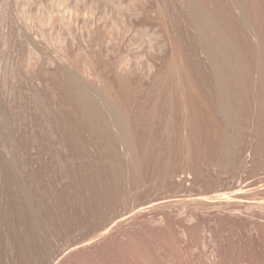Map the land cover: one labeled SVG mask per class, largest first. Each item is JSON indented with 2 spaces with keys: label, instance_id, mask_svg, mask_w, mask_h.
Here are the masks:
<instances>
[{
  "label": "rangeland",
  "instance_id": "1",
  "mask_svg": "<svg viewBox=\"0 0 264 264\" xmlns=\"http://www.w3.org/2000/svg\"><path fill=\"white\" fill-rule=\"evenodd\" d=\"M198 1L229 6L236 60H262L261 83L264 0ZM186 3L0 0V264H264V85H228L234 113L217 112L218 39ZM45 65L113 81L117 115H29Z\"/></svg>",
  "mask_w": 264,
  "mask_h": 264
},
{
  "label": "bare ground",
  "instance_id": "2",
  "mask_svg": "<svg viewBox=\"0 0 264 264\" xmlns=\"http://www.w3.org/2000/svg\"><path fill=\"white\" fill-rule=\"evenodd\" d=\"M206 2V0H203L202 1V3L203 2ZM219 1V0H218ZM221 1H223V0H221ZM228 0H226V2H227ZM251 1V0H250ZM185 2V1H184ZM186 2L187 3H189V4H187V5H190V14H189V12H188V14L189 15H192V16H190V17H192L196 22H194V20L193 21H191V22H193L191 25H193L192 27L193 28H195L194 30L196 31V29H197V31H200L201 33H202V30L205 28V30L207 29L208 31H209V34H210V30L212 31L211 33H216V36H217V38H216V36H215V34L214 35H211L212 37H209V38H216V39H218L217 40V43H216V40L214 41V43L216 44V45H210L211 47H209V46H207L208 48V50L206 51V53L208 54L209 53V57H207L208 59L209 58H211V56L215 59V57L218 59V67L216 66V70H217V84L219 85H221V86H219V91H218V93H220L219 95H220V97H222L223 98V100L222 101H220V99H222V98H220L219 97V103L217 104L218 105V108H216V110H217V112H220V113H218V114H220V115H224V116H226V115H233V113H234V110H232L233 108H230V106H231V104H230V106H227L225 103H226V101L224 100V99H226L225 97H226V95L228 94V88H229V86L228 85H232L231 86V89L232 90H235L237 93H239L240 92V90H241V88H242V84H243V86H255V82H257V81H255V75L256 74H254L253 72L256 70V69H258V67H259V62L257 61L256 63H255V65H254V67L253 66H251V64L249 65V66H247L246 64H244L243 63V61H241V60H239L240 59V57H239V59H237L236 60V56H235V52H237V51H235L236 50V47H234V45H235V43H234V36L235 35H233L234 33H232L231 32V30L229 31V29H228V27H227V22H226V24H225V21L224 20H226V19H224V14L227 12V10L229 9V6L228 5H226V6H228V7H226L225 6V9L224 10H226V12L224 13V12H221V13H218L217 11H219L220 12V7H222V6H224V4H227L225 1H224V3H223V5H222V2H221V6L219 7L218 6V4H217V6H215V4L213 3V2H215V0H213V7L215 8V7H219L218 9L219 10H216V11H213V9H212V11L213 12H217L219 15H215V14H212L211 12L210 13H208L209 11H208V9L205 11V9H203L204 8V4H202L201 6H200V3H201V1H198V0H186ZM200 2V3H199ZM232 2V1H231ZM209 3V2H208ZM216 3V2H215ZM229 3V2H228ZM236 3V2H235ZM237 3H239V2H237ZM236 3V4H237ZM205 4H207V3H205ZM242 4V3H241ZM245 4V3H244ZM251 4V3H250ZM229 5H231V4H229ZM239 5V4H238ZM206 6V5H205ZM208 6V5H207ZM232 6H233V4H232ZM252 6V5H251ZM188 7V9H189V6H187ZM203 7V8H202ZM210 7H212L211 6V3H210ZM241 7V6H240ZM255 7H257L256 5H255ZM227 8V9H226ZM250 8V7H249ZM259 8H261V7H259ZM187 9V10H188ZM210 9V8H209ZM215 9H217V8H215ZM214 9V10H215ZM249 10V9H248ZM258 10V9H257ZM208 11V12H207ZM221 11H223V10H221ZM230 9L228 10V14L230 13ZM236 11V10H235ZM251 11H252V9H251ZM245 12V11H244ZM252 13V12H251ZM240 14V13H239ZM263 14V13H262ZM261 14V15H262ZM186 15V14H185ZM243 15V14H242ZM241 14H240V16H239V18L242 16ZM255 15V14H254ZM187 16V15H186ZM230 16V15H229ZM231 16L233 17V11H232V14H231ZM230 16V17H231ZM236 16V15H235ZM260 16V15H259ZM215 17H217V18H215ZM226 17H228V16H226ZM247 17V16H246ZM245 17V18H246ZM251 17V16H250ZM250 17H247V19L248 18H250ZM262 17V16H261ZM234 18V17H233ZM236 18V17H235ZM234 18V19H235ZM237 18H238V16H237ZM243 19H244V16L242 17ZM190 19V18H189ZM228 19H229V17H228ZM228 19H227V21H228ZM232 19V18H231ZM231 19H229V20H231ZM233 19V21H235ZM250 19H252V18H250ZM260 19V18H259ZM191 20V19H190ZM253 20H254V18H253ZM236 21H238L239 22V20H236ZM252 21V20H251ZM258 20H256V22H257ZM189 22V21H188ZM190 22V23H191ZM230 22V21H229ZM231 22H232V20H231ZM230 22V23H231ZM243 22H244V20H243ZM247 22V21H246ZM255 22V23H256ZM262 22V21H261ZM194 23H196V25H195V27H194ZM249 23V22H248ZM253 23V22H252ZM254 23V24H255ZM233 24V23H232ZM263 24V23H262ZM190 25V24H189ZM190 25V26H191ZM204 26V27H203ZM229 26V25H228ZM235 26V25H234ZM241 26V25H240ZM247 26H249V24L247 25ZM243 28V27H242ZM257 28H259V27H257ZM245 29V28H244ZM260 29V28H259ZM193 30V31H194ZM238 30V29H237ZM249 30V29H248ZM251 30V29H250ZM239 31V30H238ZM257 31V30H256ZM244 32V31H243ZM251 32V31H250ZM261 32V31H260ZM197 33V32H196ZM244 33H246V32H244ZM256 33V32H255ZM264 33V32H263ZM206 34H207V32L205 33V35H204V33L203 34H200V33H198V35H201V36H204V38H205V36H206ZM236 34V33H235ZM238 34V33H237ZM236 34V35H237ZM243 34V33H242ZM262 34V33H261ZM256 35V34H255ZM213 36H215V37H213ZM257 36V35H256ZM259 36V35H258ZM207 37V36H206ZM259 37H261V36H259ZM204 38H201V40L203 39L204 40ZM208 38V37H207ZM207 38L205 39V43L207 42ZM244 39V38H243ZM199 40H200V37H199ZM210 40V39H209ZM208 40V42L210 43V41ZM236 40V39H235ZM242 40V39H241ZM252 40V39H251ZM243 41V40H242ZM202 42V41H201ZM239 42V41H238ZM246 42H250V41H248V40H246L244 43H246ZM252 42H253V40H252ZM209 43H207V44H209ZM211 43H213V40H211ZM213 43V44H214ZM241 43V42H240ZM243 43V42H242ZM243 43V44H244ZM256 43V42H255ZM264 43V42H263ZM234 44V45H233ZM237 44V43H236ZM248 44V43H247ZM251 44V43H250ZM246 45V44H245ZM252 45V44H251ZM251 45H248V47H247V50L249 51V52H247V53H250L251 55H253L254 56V53L256 54L257 53V51L259 50V46L256 48V46H254V47H252ZM258 45H261V44H258ZM206 46V45H205ZM245 47V46H244ZM260 48H261V46H260ZM263 48V47H262ZM205 49V48H204ZM209 51V52H208ZM243 51V50H242ZM263 51H264V49H263ZM254 52V53H253ZM239 53V52H238ZM253 53V54H252ZM261 53H262V49H261ZM206 54V55H207ZM258 54H260L259 52L257 53V55ZM225 55H226V57H225ZM244 55H245V53H244ZM248 55V54H247ZM250 55V56H251ZM215 56V57H214ZM218 56V57H217ZM249 56V55H248ZM252 56V57H253ZM256 56V55H255ZM254 56V57H255ZM262 55H260V57H261ZM223 57H225V58H223ZM237 57V58H238ZM256 59H258L259 58V56H258V58L257 57H255ZM216 59V60H217ZM211 60H212V58H211ZM216 60L214 61V60H212L213 61V64H215V63H217L216 62ZM259 60V59H258ZM261 60V59H260ZM253 62H254V59L252 60ZM251 61V62H252ZM215 62V63H214ZM261 64H262V60H261V62H260ZM212 64V65H213ZM254 64V63H253ZM211 65V66H212ZM217 65V64H216ZM213 66H215V65H213ZM254 69H253V68ZM260 68V67H259ZM261 69H263L264 70V68L263 67H261ZM241 70L243 71V74L241 73ZM254 70V71H253ZM260 70V69H259ZM263 70H260V71H263ZM245 71H246V73H245ZM36 76L38 77V79H39V85L40 86H42L43 87V89H42V91H39V94H43L44 95V99L42 100V102H41V104H40V102H36L37 100H35L34 98L38 95V94H35L34 95V97L33 98H31V99H33V100H35V102L34 101H32L34 104H32V102H31V104H32V106H30L29 105V107L27 106V103H26V107L25 108H30L31 109V111L30 110H24V108H23V110L24 111H28L30 114L29 115H61L62 116V119H64L63 118V115L65 116V115H68V108H69V106L68 105H71L72 106V108H73V110L75 111L74 112V115H84V117H86L87 115H89L88 117H90V115H106V113H110L111 115H117V114H115V113H113V111H112V108H111V102H113V96L112 95H114V94H111V93H113L112 92V90L114 91V87H112L113 85L112 84H110V83H112L111 81H109L110 83H108V85L105 83V87H106V85H107V87H106V89L104 88V87H102V88H100V89H98V86L99 85H94V82H90V80L89 81H83L82 82V80H80V81H78V78L76 77V74H77V71L75 70V69H72V67H70V66H63V67H59L58 68V66H57V68H56V70H54L53 71V69H51V68H49L48 66H42L39 70H36ZM189 72V71H188ZM226 72H227V76H229V79H227L228 77H226V79H223V76L225 75L226 76ZM259 73V71H257L256 70V73ZM261 73V72H260ZM263 73H264V71H263ZM244 75V76H243ZM254 75V76H253ZM263 76H264V74H262ZM262 75L259 77V78H261L262 77ZM3 76V69H2V64H1V61H0V79L1 78H3L2 77ZM243 76V77H242ZM76 77V78H75ZM102 77V76H101ZM107 77H109V76H107ZM105 78V79H107V80H102V78L101 79H99V80H102V81H104V82H108V78ZM189 77V76H188ZM191 77V76H190ZM257 77H258V75H257ZM111 77H109V79H110ZM113 78V77H112ZM225 78V77H224ZM262 78H264V77H262ZM104 79V78H103ZM191 79V78H190ZM214 79V78H213ZM258 79V78H257ZM256 79V80H257ZM37 80V79H36ZM92 80V79H91ZM111 80H113V79H111ZM93 81V80H92ZM102 81H100V82H102ZM258 81H259V79H258ZM103 82V83H104ZM212 82H213V80H212ZM216 82V81H215ZM226 82H228L227 83V86L225 85V83ZM259 82H261V83H263L262 85H264V79L261 81H259ZM114 83V82H113ZM211 83V82H210ZM258 83V82H257ZM257 83H256V85H257ZM261 83H258V84H261ZM211 85H212V83H211ZM103 86V85H102ZM115 86V85H114ZM252 86H251V88H252ZM41 87V88H42ZM263 87V86H262ZM162 88V87H161ZM165 88V87H164ZM168 88V87H167ZM52 89H55V91L57 92L56 94H57V100L55 99L56 98V96H54L55 98V100H56V103L54 102L55 100L52 98V97H50V95H49V93L52 91ZM103 89V90H102ZM170 89V88H169ZM218 89V88H217ZM28 90V89H27ZM26 90V91H27ZM124 90V89H123ZM168 90V89H167ZM264 90V89H263ZM34 91V90H33ZM163 91H165V89H163ZM162 91V92H163ZM40 92H42V93H40ZM161 92V91H160ZM168 92V91H167ZM217 92V91H216ZM235 92V94H237ZM0 93H2V92H0ZM37 93V92H36ZM53 93V92H52ZM157 93H159V92H157ZM171 93L173 94V91H171ZM217 93V94H218ZM32 94H33V92H32ZM31 94V95H32ZM165 94H167V93H165ZM24 95H26V93L24 94ZM28 95V94H27ZM26 95V96H27ZM55 95V94H54ZM158 95H161V94H158ZM0 96H2V94L0 95ZM18 96V95H17ZM33 96V95H32ZM31 96V97H32ZM42 96V95H41ZM165 96V95H164ZM173 96V95H172ZM20 97V96H19ZM22 97V96H21ZM20 97V98H21ZM168 97H170V96H168ZM167 97V99H169ZM2 98H3V96H2ZM5 98V97H4ZM16 98V97H15ZM28 98V97H27ZM164 98V97H163ZM1 99V98H0ZM36 99H37V97H36ZM106 99V100H105ZM9 100V99H8ZM15 100V99H14ZM21 100V99H20ZM40 100V99H39ZM54 100V101H53ZM162 100H164V99H162ZM22 101V100H21ZM24 101V100H23ZM22 101V102H23ZM29 101V100H28ZM107 101V102H106ZM156 101V100H155ZM158 102H160L161 103V101H159V99L157 100ZM169 101V100H168ZM208 101V100H207ZM211 101H213V100H211ZM13 102V101H12ZM18 102V101H17ZM26 102V101H25ZM24 102V103H25ZM150 102V101H149ZM167 102V101H166ZM171 102V101H170ZM173 102V101H172ZM29 104H30V102H28ZM155 103V102H154ZM164 103V102H163ZM209 103V102H208ZM15 104V103H14ZM18 104V103H17ZM149 104H151V102L149 103ZM156 104V103H155ZM164 104H166L165 105V107H163V105ZM163 105H160V108L162 109V107L163 108H166V115H171V112H172V110H173V106L171 107V105H170V103H164ZM190 104V103H189ZM214 104V103H213ZM227 104H229V103H227ZM16 105V104H15ZM159 105V104H158ZM193 105V104H192ZM208 105V104H207ZM215 105H216V103H215ZM9 102H7V101H5L4 99H2V101L0 100V109H1V112H3V113H8V112H10L9 111ZM17 106H19V104L17 105ZM22 106V105H21ZM155 106V105H154ZM162 106V107H161ZM191 106V105H190ZM210 106V105H209ZM13 107V106H12ZM68 107V108H67ZM212 107V106H211ZM210 107V108H211ZM217 107V106H216ZM15 108V107H14ZM151 108H153V105H152V107ZM160 108H158L159 109V111H160ZM171 108H172V110H171ZM188 108V107H187ZM191 108V107H190ZM207 108V107H206ZM210 108H209V112H207V113H210L211 114V112H212V109H211V112H210ZM213 108H214V105H213ZM155 109V110H154ZM189 109V108H188ZM215 109V108H214ZM152 110V109H151ZM153 110L154 111H156L157 110V108H156V106L153 108ZM152 110V112H153V114L155 113L154 111ZM193 110V109H192ZM208 110V109H207ZM206 110V111H207ZM187 111H189V110H187ZM190 111H191V109H190ZM12 112H13V110H12ZM161 112V111H160ZM175 112L177 113V111H176V109H175ZM195 112V111H194ZM24 113V112H23ZM72 114H73V112H71ZM165 113V112H164ZM215 113V112H214ZM1 114V113H0ZM4 114V115H5ZM9 114V113H8ZM12 114V113H11ZM11 114H9V115H11ZM26 114V113H25ZM158 114V113H157ZM161 115L163 114V113H160ZM173 114V113H172ZM178 114V113H177ZM189 114V113H188ZM191 114V113H190ZM210 114H208V115H210ZM212 114H213V112H212ZM1 115H3V114H1ZM70 115V114H69ZM86 115V116H85ZM127 115V114H126ZM193 115H195L194 113H193ZM213 115H215V114H213ZM32 117H34V116H32ZM54 117V116H53ZM87 117V118H88ZM92 117V116H91ZM36 118V117H35ZM41 118H44V117H41ZM55 118V117H54ZM93 119H96L95 117H92ZM98 118V117H97ZM83 119H85V118H83ZM89 119V118H88ZM93 119H91L92 121H93ZM44 120H45V118H44ZM44 120H43V123H44ZM47 120H48V118H47ZM65 121H66V119H64ZM116 120V119H115ZM61 121V120H60ZM64 121V122H65ZM91 121V122H92ZM118 121V120H117ZM46 122H48V121H46ZM63 122V123H64ZM89 122L90 121H88V124H89ZM116 122V121H115ZM120 122V121H119ZM66 123V122H65ZM117 123V122H116ZM62 124V123H61ZM95 124V123H94ZM120 124V123H119ZM30 125V124H29ZM48 125V124H47ZM52 125V124H51ZM66 125V124H65ZM89 125H91V124H89ZM116 125V124H115ZM122 125V124H121ZM33 126V125H32ZM49 126V125H48ZM67 126V125H66ZM118 125H116L115 127H117ZM52 128H53V126H51ZM61 127H63V126H61ZM119 127V126H118ZM34 128V127H33ZM59 128V127H58ZM64 128H65V126H64ZM68 128V127H67ZM121 128V127H120ZM29 129V128H28ZM48 129V128H47ZM118 129V128H117ZM64 130V129H63ZM66 130V129H65ZM119 130V129H118ZM121 130V129H120ZM29 131V130H28ZM62 133V132H61ZM67 133V132H66ZM34 134V133H33ZM65 134V133H64ZM50 135V134H49ZM47 136H48V134H47ZM66 136V135H65ZM65 136H63L64 137V139H66V137ZM35 137V136H34ZM52 138V137H51ZM64 139H63V142H64ZM49 140V139H48ZM62 140V139H61ZM131 141V140H130ZM67 142V141H66ZM66 144V143H65ZM65 146V145H64ZM62 147V146H61ZM66 148V147H65ZM64 148V149H65ZM62 149V148H61ZM61 149H60V151H61Z\"/></svg>",
  "mask_w": 264,
  "mask_h": 264
}]
</instances>
